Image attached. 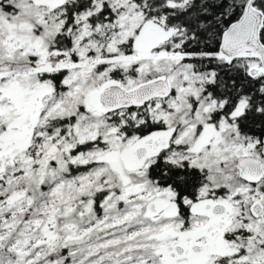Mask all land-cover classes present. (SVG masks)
<instances>
[{
    "label": "snow or ice",
    "instance_id": "obj_1",
    "mask_svg": "<svg viewBox=\"0 0 264 264\" xmlns=\"http://www.w3.org/2000/svg\"><path fill=\"white\" fill-rule=\"evenodd\" d=\"M0 264H264V0H0Z\"/></svg>",
    "mask_w": 264,
    "mask_h": 264
}]
</instances>
